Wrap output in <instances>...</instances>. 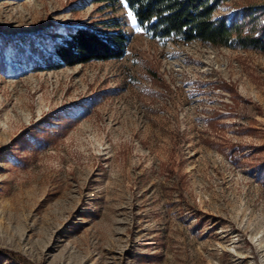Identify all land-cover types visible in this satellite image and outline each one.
Segmentation results:
<instances>
[{
    "label": "rangeland",
    "instance_id": "374dc122",
    "mask_svg": "<svg viewBox=\"0 0 264 264\" xmlns=\"http://www.w3.org/2000/svg\"><path fill=\"white\" fill-rule=\"evenodd\" d=\"M129 12L0 0V264H264V53L163 41ZM64 25L117 27L125 55L14 68Z\"/></svg>",
    "mask_w": 264,
    "mask_h": 264
},
{
    "label": "trees",
    "instance_id": "16d2710c",
    "mask_svg": "<svg viewBox=\"0 0 264 264\" xmlns=\"http://www.w3.org/2000/svg\"><path fill=\"white\" fill-rule=\"evenodd\" d=\"M137 24L153 37L175 43L198 41L213 46L253 50L264 53V0H123ZM240 1L232 13L214 17L225 4ZM115 31L97 32L88 26H62L63 38L42 36L39 46L29 43L16 53V65L31 70H57L96 61L121 59L128 38ZM5 43H0V73H7ZM224 89H226L224 87ZM93 105L88 98L67 108L66 116L83 118ZM224 116L213 112L206 122L212 125ZM41 140H34L37 145ZM14 256V255H13Z\"/></svg>",
    "mask_w": 264,
    "mask_h": 264
},
{
    "label": "snow or ice",
    "instance_id": "6c2138e0",
    "mask_svg": "<svg viewBox=\"0 0 264 264\" xmlns=\"http://www.w3.org/2000/svg\"><path fill=\"white\" fill-rule=\"evenodd\" d=\"M128 15H129L130 17H132L131 22H132L133 25H135V24L137 23L136 18L133 16V14H132L131 12H129Z\"/></svg>",
    "mask_w": 264,
    "mask_h": 264
}]
</instances>
